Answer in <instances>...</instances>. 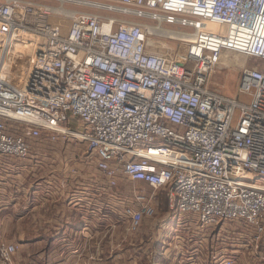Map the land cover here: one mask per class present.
Listing matches in <instances>:
<instances>
[{"label": "built area", "instance_id": "1", "mask_svg": "<svg viewBox=\"0 0 264 264\" xmlns=\"http://www.w3.org/2000/svg\"><path fill=\"white\" fill-rule=\"evenodd\" d=\"M44 1L60 0H0V158L24 162L44 133L74 139L83 150L74 167L60 160L69 169L57 187L95 167V193L111 191L104 208L84 203L97 220L119 216L137 231L162 191L165 220L190 236L195 224L211 264H234L250 245L252 262L264 264V0H120L89 6L141 22L94 11L62 24L50 23L66 15ZM164 27L192 31L181 34L190 36L182 53L154 52L149 37ZM223 53L256 63L238 80L246 103L209 91ZM122 176L148 192L123 200ZM225 225L250 231L232 237L248 240L242 253ZM16 251L0 241V264Z\"/></svg>", "mask_w": 264, "mask_h": 264}, {"label": "crops", "instance_id": "2", "mask_svg": "<svg viewBox=\"0 0 264 264\" xmlns=\"http://www.w3.org/2000/svg\"><path fill=\"white\" fill-rule=\"evenodd\" d=\"M65 149L54 144L32 145L29 158L22 163L0 158V240L5 239L3 233L9 226L17 232L11 241L7 240L17 246L12 264H143L149 259L147 253L154 259L150 250L155 245L148 241L142 242L138 261L133 258L127 224L95 222V210L84 204L95 206L103 195L95 193L94 175L79 173L58 189L61 175L69 169L60 161ZM46 189L53 190L52 194ZM176 227L183 232L182 227ZM121 229L128 233L122 239L115 234ZM170 229L156 225L151 230L164 234ZM187 229L194 234L191 225ZM185 247L190 251L195 244L187 243ZM163 254L159 253L152 264H164ZM203 254L208 260V251ZM241 259L242 254L234 256V261Z\"/></svg>", "mask_w": 264, "mask_h": 264}, {"label": "rangeland", "instance_id": "3", "mask_svg": "<svg viewBox=\"0 0 264 264\" xmlns=\"http://www.w3.org/2000/svg\"><path fill=\"white\" fill-rule=\"evenodd\" d=\"M108 4V5H114V6H122L120 4V0H66L64 2L60 1H44V4L56 9V10H62V13L66 15L65 17L62 16H54L50 19L51 24H62L65 23L66 20H68V17H70L73 13L76 12H82V13H94L99 14L103 17H112L116 19L126 20V21H135V22H141L139 20L124 17L121 15H118L116 13L111 12H105V11H98L94 10L93 7H90L89 4ZM92 6V5H91ZM63 20H65L63 22ZM149 25H153V23H149ZM211 28H215L214 26H210ZM191 30H175L172 27H164L162 30H159L156 35L149 37V41L152 43V47H154V52L157 54H178L182 53L184 49L187 46V43L190 41V39L187 41L185 38H190V36L187 35H181L183 33L190 34ZM183 39V40H182ZM185 39V41H184ZM255 61L240 55H236L233 53H223L222 57L220 59V62L218 66L213 70V72L210 75V81H209V91L216 92L219 95L223 96L227 99H236L239 103H246L247 99L243 96L237 95V85L238 80L240 77L241 70L243 68H251L255 66ZM49 134L44 133L41 137V139L33 142L32 144H40V145H48V144H54L58 146L67 147L65 149V152H62L60 154L61 158L66 157L67 163L70 167H74L76 156L78 152L80 153L83 150V144L74 140V139H67L62 140V138L57 142H49L48 141ZM59 159V158H58ZM81 169L79 173H81L83 176L89 175L90 170L94 172L93 174L95 177H102V175L97 171L95 167H92L91 169H84V167L79 168ZM125 177H121V183H124L125 187L123 185H120L119 191L121 192V198L128 199L132 196V194L136 193H147L148 188L143 187L141 185H134L132 183H128L125 181ZM110 190L106 187H103L102 191H99V194L102 195V193H107ZM111 192V191H110ZM158 198V207L156 209L155 215L144 221L142 225L139 227L137 231H133L130 233V235H126L127 237H130L131 240V246H132V256L135 258L136 261H138L139 252H141L140 246L142 242L148 241L151 244L153 243L155 245L151 246V253L153 254L154 259L151 257V255L146 254L149 259L143 261V264H152L156 263V257L161 253L163 254V263L164 264H211L208 260L204 257L203 253H206L207 251L202 252V248H197L199 245L200 240H202V233H199L198 231H195L194 236L188 237L186 234H182L181 230L176 229V226H179L177 221L174 220L173 217H170L171 219L165 220L164 215L167 214V202L165 195L162 191H159L157 194ZM97 203L98 208H104L107 205L106 197L102 195L100 197ZM110 205V204H109ZM121 206L119 203H115V207ZM109 208H106L108 210ZM118 211H121V209H117ZM107 214V213H106ZM119 215V213H117ZM10 218V217H9ZM97 220L95 218L96 223L100 224H127L126 219H120L119 216H113L109 215L108 217L101 216ZM11 222H9V225ZM160 225V226H168L171 227L170 232L162 234L157 233L155 230H151L153 226ZM191 226H195V224L190 223ZM226 230H228V243L233 247H237V252L242 253L243 248L241 246L247 245L248 240L247 239H241L238 243L234 242L232 240V237H235L236 234H240L241 236H244L245 234H248L250 231L246 232L245 227L243 226H236V225H225ZM180 227V226H179ZM148 230V232H146ZM176 230L177 232H174ZM234 232V233H233ZM147 233V234H146ZM233 233V234H232ZM17 234V232L12 231L11 226L3 233V241L5 243L13 244L11 242L12 236ZM117 237H120L122 239L125 234H128L127 232L124 234L123 230L121 229L120 232L115 233ZM205 237L211 235L210 232H204ZM1 236V235H0ZM179 237L176 239V237ZM184 237L185 240H189L190 244H195V247L193 249H190V251L186 247H178V241H180V238L182 239ZM159 239V240H158ZM141 241V242H140ZM159 241V242H158ZM164 242V244H163ZM158 243V244H157ZM234 243V244H233ZM254 248L252 245L250 247L246 248V250L242 253V259L241 261L237 262L234 261V264H254L252 262V255L254 253ZM264 251V245L263 248L259 249V252ZM137 256V257H136ZM153 259V260H152ZM139 262V261H138ZM137 262V264H139ZM160 264L159 262H157ZM255 264H260L258 262H255Z\"/></svg>", "mask_w": 264, "mask_h": 264}, {"label": "bare ground", "instance_id": "4", "mask_svg": "<svg viewBox=\"0 0 264 264\" xmlns=\"http://www.w3.org/2000/svg\"><path fill=\"white\" fill-rule=\"evenodd\" d=\"M60 1H63V0H60ZM185 39H187V41H188L190 38L187 37V38H185ZM185 39H184V41H185ZM182 40H183V39H182Z\"/></svg>", "mask_w": 264, "mask_h": 264}]
</instances>
